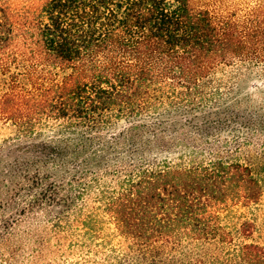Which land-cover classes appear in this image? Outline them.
<instances>
[{"label": "trees", "instance_id": "obj_1", "mask_svg": "<svg viewBox=\"0 0 264 264\" xmlns=\"http://www.w3.org/2000/svg\"><path fill=\"white\" fill-rule=\"evenodd\" d=\"M220 2L0 0V241L45 212L81 264H264L222 221L264 191V0Z\"/></svg>", "mask_w": 264, "mask_h": 264}, {"label": "rangeland", "instance_id": "obj_2", "mask_svg": "<svg viewBox=\"0 0 264 264\" xmlns=\"http://www.w3.org/2000/svg\"><path fill=\"white\" fill-rule=\"evenodd\" d=\"M15 2H25L31 0H14ZM200 3L220 9L223 7L220 0H198ZM254 0H224L230 5H237L244 10ZM221 74V73H220ZM254 84L264 87L263 81L255 78H248L245 83V89H252ZM14 126L0 119V143L4 139L14 134ZM261 147L245 146L240 157L256 165L263 161L264 152ZM262 167V166H261ZM264 175V167L260 169ZM264 183V176H263ZM7 214L0 210L1 219ZM51 217L45 212H40L36 216L21 221L16 229V237H13L7 243L0 241V264H81L84 251L71 244L65 237L56 236V229L51 226ZM222 221L227 227L237 230L245 221L254 223V232L249 237L241 236V241L258 242L264 244V191L261 199L257 203L250 205H236L222 214ZM113 230V225L107 227V232ZM114 240V239H113ZM117 241V240H115ZM17 254L16 257L13 255Z\"/></svg>", "mask_w": 264, "mask_h": 264}]
</instances>
